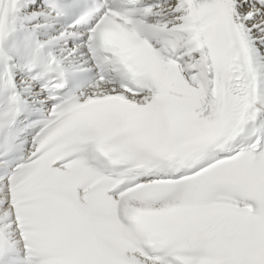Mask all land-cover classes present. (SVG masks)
Returning <instances> with one entry per match:
<instances>
[{
	"label": "snow or ice",
	"instance_id": "6c2138e0",
	"mask_svg": "<svg viewBox=\"0 0 264 264\" xmlns=\"http://www.w3.org/2000/svg\"><path fill=\"white\" fill-rule=\"evenodd\" d=\"M0 264H264V0H0Z\"/></svg>",
	"mask_w": 264,
	"mask_h": 264
}]
</instances>
